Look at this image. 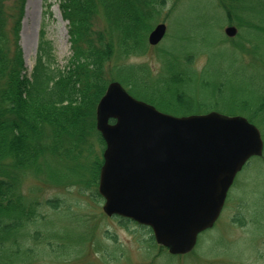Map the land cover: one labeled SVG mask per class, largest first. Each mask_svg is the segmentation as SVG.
<instances>
[{"label": "rangeland", "instance_id": "1", "mask_svg": "<svg viewBox=\"0 0 264 264\" xmlns=\"http://www.w3.org/2000/svg\"><path fill=\"white\" fill-rule=\"evenodd\" d=\"M17 1L5 0V7L17 13ZM236 2L233 6V1L230 3L229 0H169L168 6L153 23V26L159 22L167 23L165 38L158 45H150V29L144 48L132 54L116 53L105 67L109 81L127 79L125 71L118 72L120 67L144 65L146 73L160 82L162 80L157 77L162 72L169 75L163 55L175 49L180 58L179 69L188 67L193 70L196 96L203 91L204 101L210 94L214 97L215 90L200 87V83L205 77L219 86L222 80L216 67L222 59L224 66H231L228 78L231 91L240 87L251 88L249 83L253 80L263 86L264 0ZM174 5L179 12L170 15L168 12ZM255 24L262 28V35L254 29L256 27L251 28ZM229 25L236 26L239 34L228 36L225 28ZM96 28H109L106 18L100 16ZM42 31L52 41L60 67L66 66L72 56L68 21L62 16L60 0H25L17 46L28 73L36 63ZM221 54L223 58H220ZM209 55L215 56L216 62L212 65ZM241 64L242 71L237 68ZM160 83L164 84V81ZM167 87L170 90L164 96L171 99L176 85L168 82ZM227 104L235 107L234 102ZM210 110L242 113L235 108H226L224 102L200 109L202 112ZM183 111V108L178 110L179 113ZM259 117L263 118L262 113ZM257 125L264 140V125ZM99 135L98 132L90 135L88 142L93 152L83 147L79 160L48 154L40 169L35 167L20 173L19 192L27 204L35 206L37 216L26 227L29 234L25 241L32 247L33 254L20 264H264L263 156L252 157L237 174L221 216L212 229L200 235L196 249L179 256L152 242L148 228L104 212V199L98 194V185L87 182L89 170L86 169L92 165L95 156L103 158L105 143ZM48 162L51 163L46 164ZM76 164L78 174L84 175L79 179L69 176ZM48 200H55V205ZM55 229L61 245L50 239ZM36 231H40V238H35Z\"/></svg>", "mask_w": 264, "mask_h": 264}, {"label": "trees", "instance_id": "2", "mask_svg": "<svg viewBox=\"0 0 264 264\" xmlns=\"http://www.w3.org/2000/svg\"><path fill=\"white\" fill-rule=\"evenodd\" d=\"M229 1L236 4V0ZM24 2L18 0V11L12 13L5 7V0H0V264H20L33 254L25 237L29 234L27 225L37 219L36 208L27 204L19 192L20 173L40 169L48 154L79 160L83 147L93 152L88 141L93 132L97 133L96 106L109 83L105 67L116 53L132 54L144 48L147 33L169 4V0H60L62 15L69 21L72 56L66 66L60 67L52 41L42 31L36 63L28 73L17 46ZM177 10L174 5L168 13L173 15ZM100 16L106 18L109 28H96ZM176 54L173 49L163 55L169 75L162 72L157 78L164 84L152 79L144 65L120 67L118 72L125 71L127 77L122 82L137 97L174 114L201 113L204 107L224 102L226 108H235L264 125V85L253 80L251 88L231 91V66H224L222 59L216 67L222 80L219 86L205 77L200 83V87L215 90L214 97L210 94L204 101L203 91L196 96L193 70L179 69ZM209 58L211 65L216 62L214 55ZM237 68L242 71V64ZM168 82L176 85L171 99L164 96L170 90ZM230 102L235 107L227 104ZM180 108L184 111L179 113ZM261 113L263 118L259 117ZM102 162L95 156L90 168L86 167L87 182L97 184ZM70 174L76 179L84 176L78 174L77 164ZM48 203L55 205V200ZM51 235L55 244H62L56 229ZM35 238H40V231H36Z\"/></svg>", "mask_w": 264, "mask_h": 264}, {"label": "water", "instance_id": "3", "mask_svg": "<svg viewBox=\"0 0 264 264\" xmlns=\"http://www.w3.org/2000/svg\"><path fill=\"white\" fill-rule=\"evenodd\" d=\"M166 31L158 24L150 43ZM226 32L234 35L236 27ZM97 128L107 142L99 180L104 211L150 225L172 254L195 248L199 234L220 216L238 171L264 147L258 127L243 116H175L117 81L99 101Z\"/></svg>", "mask_w": 264, "mask_h": 264}]
</instances>
